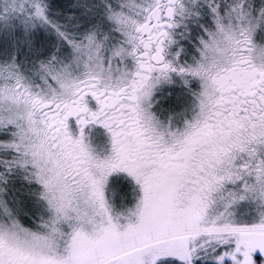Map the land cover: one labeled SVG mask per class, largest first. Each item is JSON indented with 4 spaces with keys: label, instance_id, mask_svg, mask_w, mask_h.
<instances>
[{
    "label": "snow or ice",
    "instance_id": "1",
    "mask_svg": "<svg viewBox=\"0 0 264 264\" xmlns=\"http://www.w3.org/2000/svg\"><path fill=\"white\" fill-rule=\"evenodd\" d=\"M0 264H264V0H0Z\"/></svg>",
    "mask_w": 264,
    "mask_h": 264
}]
</instances>
